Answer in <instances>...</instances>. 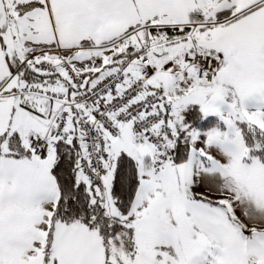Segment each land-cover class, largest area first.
<instances>
[{"label":"snow or ice","instance_id":"6c2138e0","mask_svg":"<svg viewBox=\"0 0 264 264\" xmlns=\"http://www.w3.org/2000/svg\"><path fill=\"white\" fill-rule=\"evenodd\" d=\"M0 264H264V0H0Z\"/></svg>","mask_w":264,"mask_h":264}]
</instances>
